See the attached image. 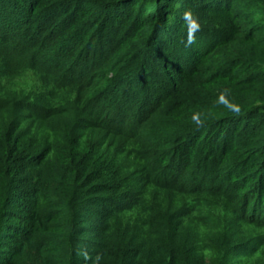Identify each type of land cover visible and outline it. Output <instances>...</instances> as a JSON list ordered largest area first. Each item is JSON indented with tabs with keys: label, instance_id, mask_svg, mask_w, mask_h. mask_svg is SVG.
<instances>
[{
	"label": "trees",
	"instance_id": "1",
	"mask_svg": "<svg viewBox=\"0 0 264 264\" xmlns=\"http://www.w3.org/2000/svg\"><path fill=\"white\" fill-rule=\"evenodd\" d=\"M0 264H264V0H0Z\"/></svg>",
	"mask_w": 264,
	"mask_h": 264
},
{
	"label": "clouds",
	"instance_id": "2",
	"mask_svg": "<svg viewBox=\"0 0 264 264\" xmlns=\"http://www.w3.org/2000/svg\"><path fill=\"white\" fill-rule=\"evenodd\" d=\"M186 19L189 20V33H190V40L193 39L194 37H192L191 33H193L197 28H199V24L191 18V14L190 13H186Z\"/></svg>",
	"mask_w": 264,
	"mask_h": 264
},
{
	"label": "rangeland",
	"instance_id": "3",
	"mask_svg": "<svg viewBox=\"0 0 264 264\" xmlns=\"http://www.w3.org/2000/svg\"><path fill=\"white\" fill-rule=\"evenodd\" d=\"M259 15V14H256V16ZM258 18H260V16H257ZM262 20V19H261ZM52 57H49V60L51 59Z\"/></svg>",
	"mask_w": 264,
	"mask_h": 264
}]
</instances>
